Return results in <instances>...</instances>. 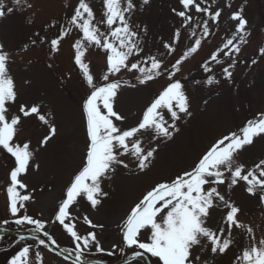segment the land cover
I'll list each match as a JSON object with an SVG mask.
<instances>
[{
	"label": "snow or ice",
	"instance_id": "snow-or-ice-1",
	"mask_svg": "<svg viewBox=\"0 0 264 264\" xmlns=\"http://www.w3.org/2000/svg\"><path fill=\"white\" fill-rule=\"evenodd\" d=\"M22 2L32 7L27 0H13L16 6ZM212 2L215 3V0ZM149 3L150 0H142L141 7ZM179 3L182 10L173 8L172 12L182 18L181 28H189L190 35L195 39L170 66L163 58L165 53L143 55L141 30L139 25H133L130 21L137 7L134 0H103L102 17L99 20L88 0H78L67 26L60 25L58 34L50 39V50L56 52L73 29L78 30L79 38H75L72 44L74 63L90 89L82 103L87 143L81 166L66 185L51 221L36 219L27 214L25 202L32 200L33 196L27 191L28 185L22 181L21 176L33 166L34 151L30 142L17 143L15 137L22 117L35 116L47 126V133L39 141L41 147L54 138L57 128L42 113L39 104L22 103L19 106L20 114H9L8 105L15 103L17 91L14 78L9 72L10 53L0 44V149L14 158L6 187L7 207L17 225L26 223L34 226V233H42L47 238L34 236L38 245L62 256L66 264L68 261L71 264H95L86 257V251L91 252L94 248L97 253L105 252L94 231L97 228L103 229L104 225L94 223L85 214L83 222L93 230L83 235L78 231L72 209L79 199L84 198L91 208L96 209L103 198L109 195L103 188L104 181L110 179L118 168L128 169L129 162L134 163L136 170L141 173L150 168L159 144L145 147L143 134H151L154 141L171 140L180 130L177 122L181 120V115H192L189 96L177 74L181 73L184 62L198 52L202 41L211 35L210 22L213 25L219 23L222 8L213 10L208 0H179ZM13 10V7L6 8L4 0H0V18ZM193 10L207 17L195 27H192ZM230 19L235 22L234 32L201 65L204 72L211 73L210 62L225 65L222 57L230 58V62L222 67L223 76L228 80L233 76L230 69L237 63L235 57L241 52V45L248 42L247 37L250 35L242 8L233 11ZM100 25L104 26L103 31ZM51 26H56L55 20ZM181 28L175 29L170 41L162 42L168 56L176 51L182 35ZM196 28L201 30L200 35H197ZM142 31L146 33L147 28ZM35 35L39 36V33ZM44 41L45 38L41 37L40 42ZM36 43L35 39H31V44ZM28 46L24 44L23 49L27 50ZM92 46L105 54V70L101 77L103 83L95 79L89 63L85 62L86 53ZM258 51L264 57V47ZM256 63V59L251 61L253 65ZM122 72L133 73L137 83L121 79L118 74ZM157 78H165V83L145 107L141 119L135 126L121 127L117 122L123 123L126 117L116 111L114 105L122 87L136 88L137 84L147 85ZM214 82L217 81L209 75L206 83L211 85ZM261 137H264V110L247 119L238 130L229 131L215 139L190 168L182 169L174 177L158 180L149 186L121 218L117 226L121 242L113 244L107 254L115 255L117 250L124 253L127 248L133 250L131 259L140 258L141 264L145 255L156 258L157 264H208L197 252H204L210 247L212 254L226 253L234 242L233 229H241L249 235L250 245L235 257L234 264H264V238L256 240L253 228L246 227L239 220L240 207L219 190V186L226 182L229 189L243 182L246 192L258 195L260 202L264 203V158L251 167H246L237 159L240 151ZM124 157H128L129 161ZM35 168L38 169L39 164H35ZM221 205L226 210L223 225L214 229L208 225V220L211 210ZM57 222L69 235L74 247L60 249L58 241L46 230L47 224ZM144 233L148 235L142 238ZM31 249V244L24 245L12 257L10 264H29ZM35 259L39 264H44L41 252L35 253Z\"/></svg>",
	"mask_w": 264,
	"mask_h": 264
},
{
	"label": "rangeland",
	"instance_id": "rangeland-1",
	"mask_svg": "<svg viewBox=\"0 0 264 264\" xmlns=\"http://www.w3.org/2000/svg\"><path fill=\"white\" fill-rule=\"evenodd\" d=\"M27 3L32 7H27L23 2L16 6L13 0H4L5 7H13L14 10L0 18V44L10 53L9 72L14 78L17 91L15 103L8 105L9 114H20L19 106L22 103L39 104L42 113L57 128L54 138L41 147L39 141L47 133V126L35 116L22 117L15 137L17 143L30 142L34 151L33 166L21 176L22 181L28 185L27 191L33 196L32 200L25 202L27 214L36 219L51 221L63 198L66 185L81 166L87 143L82 103L90 89L74 63L72 44L75 38H79L78 30L73 29L61 42L59 51L52 52L49 43L58 34L60 25L67 26L78 0H27ZM88 3L99 20L102 17L103 0H88ZM134 3L137 7L130 21L133 25H139L141 30L143 55L165 53L163 58L170 66L195 39L190 35L189 28H181L182 18L172 12L173 8L182 10L179 0H150L143 7L142 0H134ZM208 3L213 10L222 8L219 23L213 25L210 22L211 35L202 41L198 52L184 62L181 73L177 74L189 96L192 115H181V120L177 122L180 130L171 140L154 141L151 134H143L145 147L159 144L148 170L141 173L136 170L134 163L129 162L128 169L120 167L110 179L104 181L103 188L109 195L103 198L96 209L91 208L84 198H80L72 209L80 234L93 230L83 222L85 214L94 223L104 225L103 229L97 228L94 231L105 252L97 253L94 248L91 252L86 251L85 255L89 260L113 264L132 255L133 250L127 248L124 253L117 250L111 256L107 252L112 249L113 244H120L121 234L117 226L145 190L158 180L174 177L180 170L190 168L215 139L229 131L238 130L247 119L264 110V57L258 51L260 47H264V0H215V3L208 0ZM228 4L231 5L230 8L227 7ZM241 8L248 21L247 30L250 35L247 37L248 42L241 45V52L235 57L237 63L230 69L233 72L231 80L226 79L222 73V67L230 62L228 57H222L225 65L210 62L212 72H204L202 63L212 51L230 38L235 30V22L230 19L231 13ZM206 18L193 10L192 27ZM53 20L56 21L55 27L51 26ZM100 27L103 31L104 26ZM145 27L146 33L142 31ZM177 28H181L182 35L175 53L168 56L162 42L170 41ZM196 32L197 35L201 34L199 28H196ZM41 37L45 38L43 43L40 42ZM31 39H35L37 43L31 44ZM24 44L29 45L27 50L23 49ZM253 59L257 60L254 65L251 64ZM85 62L89 63L95 79L103 83L101 77L105 70L104 52L94 46L89 47ZM118 75L121 79L137 83L133 73L122 72ZM209 75L217 82L207 84ZM164 83L165 78H157L147 85L137 84L136 88L122 87L114 106L126 119L123 123H117L123 128L135 126L145 107ZM165 115L167 118V114ZM262 158L264 137L257 138L251 146H246L237 157L246 167H251ZM124 159L129 161L128 157ZM13 164L14 158L0 149V229L24 231L34 226L26 223L17 225L7 207L6 187ZM35 164H39L38 169ZM245 187L240 182L229 189L226 182L219 186V190L240 207L239 220L246 227L253 228V235L258 241L264 238V203L260 202L258 195H249ZM21 191L23 194V190ZM225 211L222 205L212 209L208 225L214 229L222 226ZM5 220L8 223H3ZM46 230L59 245L74 247L71 238L58 222L47 224ZM147 235L148 233H144L142 238ZM232 239L233 244L224 254H212L210 247L197 254L202 260H207L208 264H234L235 257L250 245V237L246 230L233 229ZM27 244L32 245L29 264H39L35 259L37 251L42 253L44 264H66L62 256L38 245L34 237L21 239L13 235L0 236V264H10L12 257ZM148 256L152 264H157L156 258ZM67 264H71V261ZM132 264H141L140 259L134 260Z\"/></svg>",
	"mask_w": 264,
	"mask_h": 264
},
{
	"label": "water",
	"instance_id": "water-1",
	"mask_svg": "<svg viewBox=\"0 0 264 264\" xmlns=\"http://www.w3.org/2000/svg\"><path fill=\"white\" fill-rule=\"evenodd\" d=\"M34 228L32 229H28V230H25V231H10V230H0V236L1 235H15V236H20V237H26V236H40L41 238H44L47 240L46 237H43V234L42 233H39V232H35L33 231ZM55 247V246H53ZM64 247L60 246V249H62ZM60 249H57V251H60ZM143 261L145 264H152L151 261H150V258L148 257V255H145L143 258ZM133 259H131V256H129L127 259H125L124 261L122 262H118V263H114V264H129ZM94 261V260H92ZM95 264H107V263H104V262H100V261H94Z\"/></svg>",
	"mask_w": 264,
	"mask_h": 264
}]
</instances>
